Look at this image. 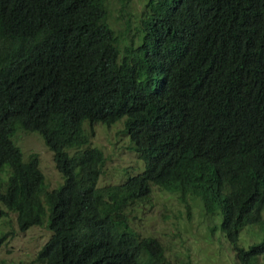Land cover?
<instances>
[{"label":"trees","instance_id":"trees-1","mask_svg":"<svg viewBox=\"0 0 264 264\" xmlns=\"http://www.w3.org/2000/svg\"><path fill=\"white\" fill-rule=\"evenodd\" d=\"M36 1L42 11L27 9L31 0H0V27L24 24L47 41L31 70L20 62L26 53L14 51L16 34L11 42L0 35V51L10 56L2 54L0 72V223L6 210L21 232L47 221L51 237L39 264H193L132 225L130 213L157 191L185 203L190 223L197 210L198 228L217 237L219 250L226 244L238 264H264V174L253 167V140L239 138L255 120L256 91L246 67L212 61L228 71L215 77L192 47H223L247 67L264 64V0H144L139 19L125 11L130 0H120L118 29L108 23V0ZM19 78L22 92L12 84ZM245 98L253 116L235 126ZM180 101L191 108L182 111ZM117 121L106 130L117 126L142 163L123 182L101 185L106 156L86 123ZM259 122L264 139V112L251 135ZM16 126L45 137L64 178L57 188L46 190L36 155L23 160L12 140ZM6 236L0 230V245Z\"/></svg>","mask_w":264,"mask_h":264},{"label":"rangeland","instance_id":"rangeland-1","mask_svg":"<svg viewBox=\"0 0 264 264\" xmlns=\"http://www.w3.org/2000/svg\"><path fill=\"white\" fill-rule=\"evenodd\" d=\"M144 0H130L127 10L139 19L143 10ZM109 20L115 21L117 10L120 7V0H110ZM132 17H130L131 19ZM133 22L136 21L132 18ZM117 28H123V21H115ZM119 121L111 125L99 124L93 129L91 142L100 144L106 156L103 173L99 179L101 185L122 182L128 173L130 166H140L142 163L139 157L127 149L128 143L124 136L116 135L114 130H106L116 125ZM104 127V128H102ZM122 124L118 128H121ZM19 133L17 143L23 153V160L33 152H36L39 160V169L45 176V186L47 189L57 188L63 182V176L57 171L53 162V152L47 150L44 139L37 133ZM26 156V157H25ZM128 168L127 172L122 169ZM60 182V183H59ZM59 183V184H57ZM48 185L50 187H48ZM3 207V206H2ZM4 208V207H3ZM7 215L0 223L2 233H7L4 242L0 245V260L3 264H38L35 260L41 246L49 239L51 233L46 224L30 227L27 231L21 232L16 224V214L6 210ZM181 213L179 218L175 215ZM197 210H191L192 222L187 220L185 203L179 202L176 196L168 193L161 194L155 192L151 200L137 206V211L130 213L132 225L142 234H151L166 246L169 256L179 254L187 261V256L193 264H237L233 254L226 244L222 247L217 241V237L212 235L210 240L206 238L207 231L202 226L198 228L199 221ZM264 217V213H263ZM251 230H258L253 227ZM246 242L253 240L249 233H244ZM210 241H213L212 243ZM222 244V243H221Z\"/></svg>","mask_w":264,"mask_h":264},{"label":"clouds","instance_id":"clouds-1","mask_svg":"<svg viewBox=\"0 0 264 264\" xmlns=\"http://www.w3.org/2000/svg\"><path fill=\"white\" fill-rule=\"evenodd\" d=\"M31 1H32L31 3L25 5V7L27 9H29L31 11H36V12L42 11L44 9L42 7V5L44 3L37 2L36 0H31ZM109 1L110 0H108L107 4H109ZM214 5H215V3L211 4L210 6L205 8L204 11H207V13H210L209 11H211V9L214 7ZM107 7H108V5H107ZM126 8H127V6H126ZM118 9H120V7ZM108 10H109V7H108ZM125 11L130 14V12L127 9ZM125 14L126 13H124V15ZM119 15H120V13H117V16L114 19L115 21H121L122 20L123 16L122 17L120 16L118 18ZM139 17H142L141 14L139 15ZM107 20H108L109 25L112 28L118 29L115 26V21H110L109 20V15L107 16ZM3 27H5V26H1L0 27V35L2 34V36H4L9 42L12 41L11 37L9 35L10 31L14 32L16 34V36H17L15 38L16 40H15L14 46H16V49L14 51L19 52L20 54L21 53H26V55H24V56H22L20 58V62L22 63V65L24 67H26V68H30L31 70H37L38 69V67L36 66L37 60H39V57H40L41 52H42V48H43L44 45H46L45 43L47 41L44 40V39H41V38H37L34 35H32L31 32H32L33 29L28 27V26H26V25H24V24H19V25H15V26L14 25L7 26L5 28H3ZM204 32H205V30H204ZM210 36L214 40H216V42L218 41L217 38L221 37V35L214 34V33H210ZM249 36L252 37V35H249ZM192 39L190 40V43H193V42H191ZM208 39L209 38L204 36V35L203 36L202 35L199 36V41L203 45L206 44ZM227 40H228V38H227ZM192 47L197 49L198 54H200L203 57V59H207V66H208V68H211L209 70L211 71V74L214 75L215 77H220V75L221 76L227 75L226 73L228 71L223 70L224 73L222 72V74H221V70L218 67H216L215 64L212 61H214L215 63H219L220 67H221V62L223 64L224 59L232 58L235 61V65L237 64V65H241V66H244V67L247 68V70L249 72V78L246 81V84L251 83L252 86L250 87V89L256 91V93H255V95L253 97H254V107H255V109L257 111L255 112V115H254V118H253L255 120L253 122H250V124H248L247 128L244 129V131H243L244 134H242V136H240L239 138H242L241 142H246L248 139H252L253 140L252 144L249 146V148H250L253 144L256 145L255 156H252L255 159L253 161V167L260 174H264V172H263L264 171V139L259 138L260 129H258V128H261V126H260V122L261 121L258 124L257 130H256V134L255 135H251L254 127H256L257 120L261 117V115L264 112V81H263V79H264V77H263L264 76V64L255 63V64H252L249 67H247L246 65H248L250 62L242 60L240 57H238V55H236L234 53H232V54L226 53V50L223 47H214V48H211L209 50L206 49L205 52H201L195 45H193ZM200 48H202V47H200ZM7 51H8V48L4 49L3 52L0 51V72L4 69L3 66H2V63H3L2 54L5 55L6 59L10 58V56L7 53ZM227 55H230V56H227ZM30 74H32V73L30 72ZM12 84H13V87L16 88V91L22 92V88L21 87L24 88V84H23V82L21 81L20 78L16 82H14ZM163 84H164V82H163ZM159 91H161V87H160ZM180 102H181L180 103V109L182 111L187 112L191 108V106L187 105V103L185 101H180ZM249 104H250V98L249 99L245 98V100H242L240 103H238L237 112H233L234 113V118H235V123H234L235 126L236 125L237 126L241 125L243 127V124L247 123L248 121H251V120H248V119L252 118L253 113L248 111L249 110ZM215 119H216V117H215ZM209 121H212V118ZM97 125H99V124H94V125H92V127H89V125H87V123H86V127L88 129L87 132H93L94 131L93 128L95 126H97ZM102 128H104V127H102ZM122 129H123V125H122ZM19 133H25L27 135H31L30 133H36V132L26 131L24 128L17 127L15 132L13 133V136H12V140L17 146H18L17 136H18ZM37 134H39L44 139L43 142H44V145L47 148V150L52 151L49 148V146L47 145L45 137L43 135H41L40 133H37ZM183 134H181V135H183ZM242 150L245 153V149H242ZM53 154H54V152H53ZM32 155H36L37 160H38V156H37L38 154L36 152L31 153L29 155V157L26 158V159L27 160L30 159V156H32ZM235 157H236V154H235ZM139 160L141 161L140 158H139ZM53 162H54V165H55V168H56V164H55V161H54V156H53ZM246 165H247V163L244 162L243 166H246ZM38 166H39V160H38ZM59 183H57V184H59ZM44 185H45V180H44ZM48 187H50V186L48 185ZM52 189H55V187L52 188ZM52 189H50V190H52ZM46 190H49V189H46ZM263 213H264V209L260 213V218H261L260 220H264ZM43 224H46V226H47V221L45 220L43 222ZM34 226H40V225H34ZM255 227L258 228V225H254V228ZM47 228H48V226H47ZM252 231H254V230H252ZM50 233H51V231H50ZM50 237H51V235H50ZM244 240H246L245 237H244ZM250 243H252V241L251 242H246V244H250ZM43 245L41 246V248L43 247ZM236 263L238 264V262H236Z\"/></svg>","mask_w":264,"mask_h":264}]
</instances>
